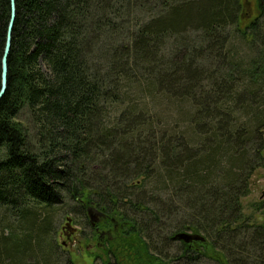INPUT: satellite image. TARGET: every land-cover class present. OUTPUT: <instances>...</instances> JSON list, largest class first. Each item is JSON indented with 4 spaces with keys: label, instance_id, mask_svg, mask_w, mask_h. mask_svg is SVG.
<instances>
[{
    "label": "trees",
    "instance_id": "obj_1",
    "mask_svg": "<svg viewBox=\"0 0 264 264\" xmlns=\"http://www.w3.org/2000/svg\"><path fill=\"white\" fill-rule=\"evenodd\" d=\"M15 3L0 264H74L50 242V213L67 200L115 218L93 255L105 264L124 263L123 250L132 264H264V225L241 204L264 170V0ZM10 21L0 0V88ZM166 234L182 246L174 259L158 247Z\"/></svg>",
    "mask_w": 264,
    "mask_h": 264
},
{
    "label": "rangeland",
    "instance_id": "obj_2",
    "mask_svg": "<svg viewBox=\"0 0 264 264\" xmlns=\"http://www.w3.org/2000/svg\"><path fill=\"white\" fill-rule=\"evenodd\" d=\"M254 2L247 3V11L249 14L254 13ZM174 116V114H172ZM184 126V125H183ZM94 175V174H93ZM96 177V176H95ZM150 185H146L141 188L139 191L140 194L143 195L146 199H150ZM138 194V195H140ZM152 198V197H151ZM242 204V213L243 216L250 218L251 222L256 226L264 225V208L262 209V205L264 204V170L258 169L256 170L250 180H249V191L248 195L244 197L241 201ZM92 207L94 213H97L96 208L93 205L87 206V209ZM123 212L126 214H132L128 205L123 209L122 205H120ZM78 204L74 201L67 200L66 203L56 206L50 213V217L52 220V235L51 241L55 248H57V254L59 258H61L62 262L68 258H72L74 264H105V258L99 259L98 256L95 258L93 255L99 253V255L103 251H97V248H92L91 245L97 244V239L95 238L96 232L94 229L90 227L91 218L89 213L87 212V218L78 214ZM1 217V215H0ZM99 217V216H98ZM68 218H71V222L68 223ZM10 219L13 222L12 218ZM108 221V225L110 223L116 225L117 222L115 218L112 216L106 218ZM105 221V220H104ZM4 226V225H3ZM99 227L101 230H106L103 232L108 233L112 237L115 235L110 227L105 228L100 224ZM6 228V226H4ZM72 228V229H71ZM10 229L4 230L0 226V234H4L5 237L10 235ZM65 233H74L73 240L68 239ZM77 232V233H76ZM105 233V234H106ZM76 234V235H75ZM69 235V236H70ZM165 241L158 245L159 250L163 253V255H167V257L174 259L173 257L177 256L181 251V244L179 242H174L169 239V235L164 236ZM107 241V240H106ZM117 252L120 253V251ZM89 253V254H88ZM91 253V254H90ZM125 251L121 252L122 256L120 259L125 261L122 264H132L131 259L127 260V256L125 255ZM90 255V256H89ZM32 261V260H29ZM2 264H12L9 263L8 260L3 261ZM173 264H184L182 260L176 261ZM197 264H216L214 261L202 258L200 261L198 260Z\"/></svg>",
    "mask_w": 264,
    "mask_h": 264
},
{
    "label": "water",
    "instance_id": "obj_3",
    "mask_svg": "<svg viewBox=\"0 0 264 264\" xmlns=\"http://www.w3.org/2000/svg\"><path fill=\"white\" fill-rule=\"evenodd\" d=\"M16 19V3L15 0H11V21L9 23L8 32H7V39H6V46L4 50V54L2 57V75H1V88H0V100L3 98L7 91L8 86V58L11 52V42H12V33L14 28V23ZM89 216L91 218V224L95 225L99 221V217H103L104 214L102 212L97 211L94 213L92 207L87 209ZM99 216V217H98ZM71 222V218H68V223ZM72 229V228H71ZM175 239L183 240L185 242L195 241H203V237L200 235L195 234H188L182 233L178 234Z\"/></svg>",
    "mask_w": 264,
    "mask_h": 264
},
{
    "label": "flooded vegetation",
    "instance_id": "obj_4",
    "mask_svg": "<svg viewBox=\"0 0 264 264\" xmlns=\"http://www.w3.org/2000/svg\"><path fill=\"white\" fill-rule=\"evenodd\" d=\"M104 220L106 221V216H103V217H99V221L97 222V223H95V225H93V224H90V227L92 228V229H94V232H96V236H95V238L97 239V244H95V245H91V247L92 248H97V245L98 246H101L104 242H105V240L106 239H111V236L108 234V233H106V232H103V231H106V230H101L99 227H101L100 226V224H102V222H104ZM71 233V232H70ZM70 233H65L64 232V234L63 235H65L66 237H68V239H70V240H73V238H74V233L73 234H71L70 235ZM77 233V232H76ZM106 233V234H105ZM70 235V236H69ZM76 235V234H75Z\"/></svg>",
    "mask_w": 264,
    "mask_h": 264
}]
</instances>
